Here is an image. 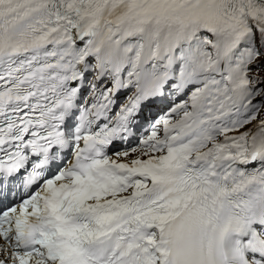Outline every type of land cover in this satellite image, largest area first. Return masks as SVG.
<instances>
[{
	"label": "snow or ice",
	"instance_id": "snow-or-ice-1",
	"mask_svg": "<svg viewBox=\"0 0 264 264\" xmlns=\"http://www.w3.org/2000/svg\"><path fill=\"white\" fill-rule=\"evenodd\" d=\"M262 70L264 0H0V264H264Z\"/></svg>",
	"mask_w": 264,
	"mask_h": 264
},
{
	"label": "rangeland",
	"instance_id": "rangeland-1",
	"mask_svg": "<svg viewBox=\"0 0 264 264\" xmlns=\"http://www.w3.org/2000/svg\"><path fill=\"white\" fill-rule=\"evenodd\" d=\"M261 75H264V70H262L261 71V73H260ZM91 78V77H90ZM88 98L90 99V93H88ZM162 111H161V109H154L153 111H148L147 112V114H150V115H152V116H150V117H154L155 115H157V114H159V113H161Z\"/></svg>",
	"mask_w": 264,
	"mask_h": 264
},
{
	"label": "bare ground",
	"instance_id": "bare-ground-1",
	"mask_svg": "<svg viewBox=\"0 0 264 264\" xmlns=\"http://www.w3.org/2000/svg\"><path fill=\"white\" fill-rule=\"evenodd\" d=\"M121 90H122V89H121ZM121 90H120V91H121ZM146 115H147V114H145V116H146ZM251 127H252V126H251ZM122 162H126V161H122Z\"/></svg>",
	"mask_w": 264,
	"mask_h": 264
}]
</instances>
